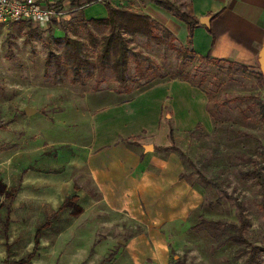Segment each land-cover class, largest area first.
<instances>
[{"label":"rangeland","instance_id":"rangeland-1","mask_svg":"<svg viewBox=\"0 0 264 264\" xmlns=\"http://www.w3.org/2000/svg\"><path fill=\"white\" fill-rule=\"evenodd\" d=\"M66 1L75 8L74 14L82 10L86 18H96L89 14L94 4L103 3ZM109 1L140 9L139 0ZM34 28L29 23L0 25V264H161L158 256L155 260L147 257L150 247L160 243L168 250L166 264H179L176 260L184 264H245L248 244L216 247L228 234L227 227L192 230L191 226L201 218L238 223L240 202L247 220L245 238L251 244L263 245L259 189L252 175L243 177L241 172L253 165L247 157L259 158L257 140L264 148V124L255 119L257 109L249 108L250 101L233 103L216 114L212 107L224 98L256 93L254 79L232 73L226 64L216 77L218 64L199 63L193 57L186 59L181 70L190 76L185 82L196 89L172 83L171 79L144 88L134 86L133 98L138 97L134 104L148 103L150 121L160 98L170 95L165 101L170 113L166 121L173 129L175 144L195 163L193 168L186 162V171L196 169L212 181L206 185L195 175L191 177L203 191L200 205L190 219L155 228L156 239L155 234L152 241L146 235L138 239L139 257L127 253L123 246L138 232L139 225L145 233L146 227L106 207L85 162L92 133L90 116L95 109L107 107L102 117L107 123L113 117L136 115V108L133 104L110 106L124 97L116 94L114 82H106L104 90L93 92L92 79L83 86L45 81L42 72L46 53L55 50V38L74 36L73 28L63 22ZM75 36L84 38V30ZM175 43L183 45L179 36ZM132 48L151 58L154 70L149 80H156L160 72L174 73L179 67L176 51L148 43L143 37L135 36ZM129 65L133 78L132 59ZM199 90L206 95V108L214 124L210 130L192 127L206 117ZM25 107L35 110L26 114ZM191 127L193 131L187 134ZM109 128L106 126V133ZM223 191L231 197L224 196ZM208 201L213 202L212 207ZM115 249L118 253L112 260L102 262ZM252 264H264V252L257 253Z\"/></svg>","mask_w":264,"mask_h":264},{"label":"crops","instance_id":"crops-1","mask_svg":"<svg viewBox=\"0 0 264 264\" xmlns=\"http://www.w3.org/2000/svg\"><path fill=\"white\" fill-rule=\"evenodd\" d=\"M170 1L198 20L202 16H210L208 25L198 22L193 30L192 49L195 57L209 55L247 65L256 75H241L253 78L256 82L255 91L264 94V81L260 77L258 62L264 40V0ZM96 4L93 12L88 14L106 16L104 4ZM138 5L140 9L137 11L159 21L173 32L175 40L179 36L183 45L186 44L187 26L180 20L178 22L171 12L156 5L153 0H139ZM171 80L172 83L180 82L189 89H196L185 81ZM200 94L206 117L196 121L192 127L199 123L203 129L210 130L214 124L206 108V95L204 92ZM169 97L166 94L160 98L151 121L148 120V103L140 101L134 104L138 97L110 105L118 107L133 104L137 114L127 119L113 117L107 123L102 122L107 107L95 109L90 116L92 133L88 136L85 158L88 174L108 209L123 213L146 227V233L142 231L131 235L123 246L127 253H137L139 257L141 255L136 249L138 239L146 235L152 241V235L162 224L190 219L202 201V194L191 185L190 180L180 177L186 168L181 156L174 151L156 149L157 146L171 144L170 127L166 121L170 113L165 105ZM106 126H111L108 133L105 131ZM192 127L187 130H192ZM145 144H152L153 150L146 151ZM148 240L144 241L145 244H148ZM157 240L160 242L161 238ZM162 244L151 246L147 257L155 260L158 256L159 262L166 264L168 250Z\"/></svg>","mask_w":264,"mask_h":264},{"label":"trees","instance_id":"trees-1","mask_svg":"<svg viewBox=\"0 0 264 264\" xmlns=\"http://www.w3.org/2000/svg\"><path fill=\"white\" fill-rule=\"evenodd\" d=\"M102 1L107 11L106 16L86 18L83 11L80 10L78 14L76 13L77 16L74 14L70 20L63 21V23H68L73 28L74 36L64 34L61 38H55V50H50L44 57L42 75L45 81L53 85L70 83L83 86L88 79H92L91 90L93 92H101L104 90L106 82H114L116 84V94L124 95L120 101L116 102H125L133 98L134 86L144 88L158 81H165V79L178 78L184 81L189 80L190 76L182 72L181 67L187 58L193 59L195 57L192 49V37L193 30L199 22L197 17L188 14L179 5L173 4L170 0H153L156 5L171 12L187 26L186 44L177 46L173 32L150 15L139 12L129 6L113 4L109 0ZM33 29L36 28L33 27ZM80 30H84V38L75 36V34L80 33ZM135 36L145 38L148 43H154L165 49L176 51L180 56L179 67L176 71L171 74L160 72L157 74L156 80H149V75L154 70L153 64L149 56L143 55L132 48ZM188 53H191V56ZM197 58L199 63L214 62L218 64L216 77L221 73L223 64H226L234 74L256 75L247 65L228 59L212 58L209 55ZM131 59L134 62L133 71L135 77L133 78L130 76L129 62ZM260 77L262 80L261 74ZM246 101H250L248 104L249 108L257 109L255 119L264 124L263 93L248 92V94H238L230 98H224L219 102H214L212 107L216 114L221 108H225L236 102ZM195 126L202 127L199 123ZM192 131L193 129L189 130L187 134H190ZM245 135L256 138L251 133H245ZM169 138L171 141L170 145L157 146L156 149L177 152L184 160L185 167L187 162L195 168V163L175 144L173 129H170ZM130 142L134 143L133 141ZM257 144L259 158L247 157L246 159L252 161L253 165L249 169L242 171L241 174L243 177L253 176V183L259 189V206L264 214V148L259 140H257ZM193 175L206 185H210L212 181L196 169L187 172L185 168L184 172L180 174V177L190 180L191 185L202 194V189L196 187L193 180H191ZM223 194L226 197H231L224 191ZM216 200L218 201L219 198ZM207 204L209 207L213 206V202L211 201H208ZM238 213V223L225 219L201 218L191 226V229L201 230L208 228L210 230H217L227 227L229 229L228 234L217 242L216 247L219 248L228 243H246L249 245V256H247L244 263L252 264L255 261L256 254L264 252V234L262 236L263 245L251 244L243 234L247 220L244 218L240 202H238ZM140 232H142V227L139 225L138 233ZM117 252L118 249L111 251L107 257L102 259V262H110ZM176 263L184 264L181 260H176Z\"/></svg>","mask_w":264,"mask_h":264},{"label":"built area","instance_id":"built-area-1","mask_svg":"<svg viewBox=\"0 0 264 264\" xmlns=\"http://www.w3.org/2000/svg\"><path fill=\"white\" fill-rule=\"evenodd\" d=\"M74 12L66 0H0V25L29 23L45 29L52 22L70 20Z\"/></svg>","mask_w":264,"mask_h":264},{"label":"water","instance_id":"water-1","mask_svg":"<svg viewBox=\"0 0 264 264\" xmlns=\"http://www.w3.org/2000/svg\"><path fill=\"white\" fill-rule=\"evenodd\" d=\"M209 19H210L209 15L202 16L199 18V22L202 24L208 25ZM258 62H259V68H260V71H261V74L263 77V81H264V40H263L262 47H261L259 54H258ZM34 110L35 109L32 107H25V113L26 114H31ZM167 116L169 117V115H167ZM144 149L146 151L147 150H153V145L152 144H145Z\"/></svg>","mask_w":264,"mask_h":264}]
</instances>
